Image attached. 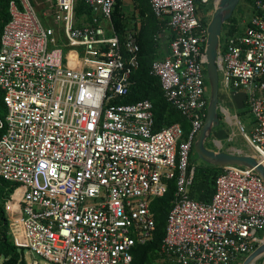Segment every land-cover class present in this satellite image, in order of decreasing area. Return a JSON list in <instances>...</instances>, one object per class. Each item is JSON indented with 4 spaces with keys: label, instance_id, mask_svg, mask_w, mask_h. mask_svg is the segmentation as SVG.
Segmentation results:
<instances>
[{
    "label": "built area",
    "instance_id": "1",
    "mask_svg": "<svg viewBox=\"0 0 264 264\" xmlns=\"http://www.w3.org/2000/svg\"><path fill=\"white\" fill-rule=\"evenodd\" d=\"M116 0H52L45 26L30 0H11L0 34V178L13 243L51 264H131L155 230L150 203L174 183L159 253L171 264H236L262 241L264 180L239 165L221 168L210 202L189 197L190 152L207 109L208 5L217 0H148L166 22L154 36L167 54L149 75L189 125L156 128L149 99L124 103L139 69L137 33L118 34ZM242 31L220 35V85L244 94L264 165V0ZM232 27V24H230ZM236 29V28H235ZM238 122V121H237ZM242 154L240 152H237ZM38 264V262H34Z\"/></svg>",
    "mask_w": 264,
    "mask_h": 264
},
{
    "label": "trees",
    "instance_id": "2",
    "mask_svg": "<svg viewBox=\"0 0 264 264\" xmlns=\"http://www.w3.org/2000/svg\"><path fill=\"white\" fill-rule=\"evenodd\" d=\"M10 1L11 0H0V34L3 26L9 20L8 5ZM123 1L124 0L115 1L112 14L114 29L120 35L126 31L123 28L122 20L119 14V8L122 6ZM136 1L147 13L146 24L141 27L137 33V42L140 47V65L139 69L132 76L133 85L130 89L129 95L123 100V102L132 103L138 100L149 99L153 104L156 128L176 122L179 123L182 128L185 127L188 133L189 125L186 123L184 118L165 101L158 80L149 75L150 64L156 58L155 52L157 50V46H159L160 41H162L160 40L159 42H156L154 40V36L161 29H165L169 37L172 36V32L168 30L166 22H159L153 16L148 0ZM246 1L250 5L253 3V0ZM76 10L78 14L82 12H87L88 14V10L83 5L82 0H78ZM227 22L230 23L231 18ZM206 24H208V21ZM235 31V28L230 29V32L232 33H235ZM1 96L2 94L0 90V118L3 119L1 114L4 116L6 110ZM220 172V167L208 164L206 167L201 168L199 173L195 169L194 180L189 189V197L199 202H210L214 193L215 179ZM174 188V183L172 182L169 186L167 194L164 197L156 198L150 203V212L155 221V230L151 239L146 244L136 245L132 248L131 264H150L153 257H163L159 253V250L165 235L167 215L172 208ZM14 189V184L0 178V259H3L2 264H26L22 253L19 252L21 249L11 240L9 220L6 217L4 208L5 201L9 198V195Z\"/></svg>",
    "mask_w": 264,
    "mask_h": 264
},
{
    "label": "rangeland",
    "instance_id": "3",
    "mask_svg": "<svg viewBox=\"0 0 264 264\" xmlns=\"http://www.w3.org/2000/svg\"><path fill=\"white\" fill-rule=\"evenodd\" d=\"M34 6V9L45 26H50L52 28H57L56 24L52 22V18L47 16L50 12L51 0H30ZM208 23L211 20L212 14L214 12L213 5H208L206 8ZM119 14L122 20V25L126 31L139 32V29L146 24L147 13L143 10L142 6L136 0H124L122 6L119 8ZM252 17V8L251 5L246 0H240L236 8L234 9L231 22L225 23L223 25L221 36L224 35V32L230 30L231 28H236V33H239L243 30L245 24L250 21ZM232 24V27H230ZM126 26V27H125ZM137 27V28H136ZM166 40L163 38L160 41L159 46L155 52L156 58H163L166 56ZM221 75L219 73V85H220ZM226 91L222 85L219 86V117L220 124L218 127L214 128L207 139V148L211 150H220L225 152H240L245 155H253L252 149L248 146L242 134L240 132L239 125L242 126L245 132L251 135L253 128V120L248 107L244 100V94L239 92V95L234 96L232 90L227 91L228 103L227 109H225V99L223 98V93ZM209 99V91H208ZM224 108V111L221 109ZM2 118L4 116L1 114ZM227 116V119H226ZM230 116L231 118H228ZM236 117V118H235ZM238 121V123H237ZM183 133L185 138L187 131L183 127ZM199 135V134H198ZM197 135V137H198ZM196 137V138H197ZM220 143V145H219ZM189 163L191 167L196 169L199 173L201 168L207 166V164L201 162L194 150L190 152ZM11 234V233H10ZM256 235L264 240V229L257 231ZM11 240L15 242V237L12 235ZM12 241V242H13ZM20 253H22L24 261L26 264H51L45 259L41 258L38 255L31 253L27 248H20ZM245 258V257H244ZM3 259H0V264H2ZM243 258L237 261L236 264H242ZM264 256L256 260L254 264H263ZM150 264H171L169 261H166L163 257L157 258L153 257Z\"/></svg>",
    "mask_w": 264,
    "mask_h": 264
},
{
    "label": "water",
    "instance_id": "4",
    "mask_svg": "<svg viewBox=\"0 0 264 264\" xmlns=\"http://www.w3.org/2000/svg\"><path fill=\"white\" fill-rule=\"evenodd\" d=\"M240 0H217L211 20L207 26L205 63L208 79L209 99L203 126L196 138L193 150L199 160L215 167L239 165L253 168L264 180V165L254 156L211 150L205 147L212 130L219 126V39L223 25L231 18ZM264 256V240L244 259L242 264H254Z\"/></svg>",
    "mask_w": 264,
    "mask_h": 264
},
{
    "label": "crops",
    "instance_id": "5",
    "mask_svg": "<svg viewBox=\"0 0 264 264\" xmlns=\"http://www.w3.org/2000/svg\"><path fill=\"white\" fill-rule=\"evenodd\" d=\"M51 3H52V0H51ZM233 92V91H232ZM227 90L226 91H224V93H223V98L225 99V109H227V103H228V97H227ZM233 95L234 96H237V95H239V93L237 92V93H235V92H233ZM244 98V97H243ZM244 101V100H243ZM223 111H224V108H221Z\"/></svg>",
    "mask_w": 264,
    "mask_h": 264
},
{
    "label": "bare ground",
    "instance_id": "6",
    "mask_svg": "<svg viewBox=\"0 0 264 264\" xmlns=\"http://www.w3.org/2000/svg\"><path fill=\"white\" fill-rule=\"evenodd\" d=\"M126 27V26H125ZM137 28V27H136ZM228 118H231L230 116H228ZM236 118V117H235ZM226 119H227V116H226ZM227 121H228V119H227ZM238 123V122H237ZM219 145H220V143H219Z\"/></svg>",
    "mask_w": 264,
    "mask_h": 264
},
{
    "label": "flooded vegetation",
    "instance_id": "7",
    "mask_svg": "<svg viewBox=\"0 0 264 264\" xmlns=\"http://www.w3.org/2000/svg\"><path fill=\"white\" fill-rule=\"evenodd\" d=\"M207 141L205 142V147L207 148V145H206ZM208 149V148H207Z\"/></svg>",
    "mask_w": 264,
    "mask_h": 264
}]
</instances>
